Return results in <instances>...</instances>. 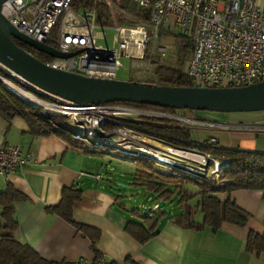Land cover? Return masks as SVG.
Listing matches in <instances>:
<instances>
[{"label": "built area", "instance_id": "obj_1", "mask_svg": "<svg viewBox=\"0 0 264 264\" xmlns=\"http://www.w3.org/2000/svg\"><path fill=\"white\" fill-rule=\"evenodd\" d=\"M148 10L149 19L134 25L99 26L94 11L71 9L72 0H5L1 14L18 31L36 41L45 42L59 23L57 49L64 53L80 52L69 58H53L47 64L66 71L88 76L115 78L121 66L120 57L143 58L154 48L152 39L172 31L192 40L186 73L201 87H240L264 80V2L257 0H132ZM100 27L113 31L110 44L98 43L94 30ZM46 43V42H45ZM163 47H160L162 49ZM159 49V48H158ZM165 50V48H163ZM0 81L28 94L43 103V109L59 113L70 121L86 142L99 145L103 140L144 146L155 155H139L115 144L118 154L139 155L170 165L164 156L178 161L187 170L203 174L193 165L212 166L217 175L220 158L197 149L166 146L159 149L149 140L161 137L145 125H178L191 128H215L220 124L188 119L176 112L145 109L119 102L79 104L33 86L0 61ZM12 92V91H11ZM22 99L25 96L20 94ZM37 107L36 104L33 105ZM143 125V126H142ZM88 130L95 135L90 137ZM210 142H214L211 139ZM193 155L194 157H190ZM30 163L29 154L18 145L0 144V175L14 173ZM100 177V176H98ZM71 264H108L103 257L87 261L79 259Z\"/></svg>", "mask_w": 264, "mask_h": 264}, {"label": "crops", "instance_id": "obj_2", "mask_svg": "<svg viewBox=\"0 0 264 264\" xmlns=\"http://www.w3.org/2000/svg\"><path fill=\"white\" fill-rule=\"evenodd\" d=\"M257 1L259 4L264 2ZM203 115L221 126L191 128L177 125L189 133L184 141L207 143L215 139L216 146L221 148L264 153V111ZM170 141L167 137L149 140L159 149H165ZM0 144L18 145L23 153L29 154L28 165L9 175H0V191L11 185L24 196L13 202L18 222L14 235L48 261L64 264L79 259L91 261L97 253L108 264H264L261 257L245 248L250 230L264 231L262 190L239 188L229 193H217L220 200L234 199L250 213L251 218L244 226L223 223L217 230L210 227L195 229L178 225L169 215H163L157 222V234L139 242L125 230L129 220L140 221L139 217L115 192V180H105L97 172L100 167L85 155V150L59 133H33L21 115L9 119L0 115ZM131 175L133 184L132 171ZM72 186L82 190L80 199L72 206L74 223L47 211L48 206L60 201L63 189ZM196 220H202L200 212L196 214ZM76 224L98 229L97 238L91 239Z\"/></svg>", "mask_w": 264, "mask_h": 264}, {"label": "trees", "instance_id": "obj_3", "mask_svg": "<svg viewBox=\"0 0 264 264\" xmlns=\"http://www.w3.org/2000/svg\"><path fill=\"white\" fill-rule=\"evenodd\" d=\"M115 6H110L106 0H72L71 8L75 11H94L95 22L99 26L134 25L145 22L149 19L148 10L138 6L132 0H113ZM123 12H128L136 17V20L126 23ZM165 34H173L176 37L175 65H164L159 63L158 58L152 61L154 83L166 86H195L192 78L186 73L187 65L185 61L190 57L192 40L189 36L168 31ZM162 33V34H163ZM57 33L54 29L51 36L45 41L48 45L57 48ZM17 44L41 61L48 63L53 57L36 51L21 42ZM132 80V79H131ZM119 103L133 105L145 109L176 112L182 109H172L158 107L141 103L120 101ZM201 120H207L204 113H215L209 111H191ZM0 115L6 119L14 115H21L28 121L31 130L35 134L46 135L49 133H59L78 148L88 152L90 147L96 146L93 142H86L82 137L72 132L74 125L64 120L65 116L44 110L42 107H34L27 103L20 96L9 91L0 81ZM63 121V122H62ZM143 126V125H142ZM147 129L160 134L161 137L171 139V143L176 148L197 146L202 153H208L214 158H220V168L217 175L206 173L193 174L179 170L178 167L160 164L152 158L139 155H127L132 157L133 184L144 188L147 192L154 194L156 201L148 213H143L138 207L131 209L138 220H129L125 224V230L139 242H145L157 234V222L160 216L166 215L164 207L168 203L175 202L172 207L174 213L170 218L181 226L201 229L210 227L213 230L219 229L223 223L244 226L250 220L249 212L240 207L234 199L227 198L220 200L218 192H231L235 189H259L264 195V153L241 149H226L209 144L203 146L199 143L187 142L188 131L177 126L167 125H145ZM75 127V126H74ZM77 129V128H76ZM121 155V154H120ZM123 156V155H122ZM125 156V157H127ZM183 170V169H182ZM216 176V177H215ZM82 190L76 186L64 188L60 201L55 205L47 207V211L55 213L65 220L74 223L72 219V206L81 197ZM24 196L7 185L6 189L0 191V264H64L62 262H52L42 258L31 246L20 241L14 235L17 227L13 202L22 200ZM163 202L162 210L159 202ZM202 214V220H196V214ZM76 226L91 239L97 238L99 230L84 224ZM245 248L264 260V231L248 232ZM101 257L96 253L97 259Z\"/></svg>", "mask_w": 264, "mask_h": 264}, {"label": "water", "instance_id": "obj_4", "mask_svg": "<svg viewBox=\"0 0 264 264\" xmlns=\"http://www.w3.org/2000/svg\"><path fill=\"white\" fill-rule=\"evenodd\" d=\"M4 1L0 0V6ZM16 41L53 58H69L80 50L64 53L45 42L36 41L18 31L0 11V61L44 92L79 104L124 101L191 111H264V80L240 87H174L88 76L52 67L19 46ZM162 206L161 201L159 207ZM150 210L149 207L144 212Z\"/></svg>", "mask_w": 264, "mask_h": 264}, {"label": "rangeland", "instance_id": "obj_5", "mask_svg": "<svg viewBox=\"0 0 264 264\" xmlns=\"http://www.w3.org/2000/svg\"><path fill=\"white\" fill-rule=\"evenodd\" d=\"M106 1L110 6L114 7L115 10H118L113 0H106ZM118 11L121 12L120 10ZM123 14L125 16L124 20L126 21V23L136 20V17H134V15H132L131 13L123 12ZM58 30H59V23L54 28L55 33H57V39H58ZM94 34L98 38L97 41L99 44L107 45L113 41V31L111 30H105L100 27H97L94 30ZM176 41H177L176 37L173 34L163 33V35H161L157 39H152V45H154V48L148 51L143 58L127 59L125 57H120L121 66L117 70L116 78L134 79V80H141V82L154 83L153 81H155V75L153 74V68H154V66L152 65L153 59L158 58L159 63H162L164 65H171V66L175 65L177 60ZM160 47L165 48V50L163 48L160 49ZM184 65L185 66L187 65V61H185ZM192 81L193 83H196L195 80L192 79ZM178 112L185 115L184 117L188 119L198 118V116H196L193 112H189L186 109H182V111H178ZM234 113L244 114L251 112H234ZM64 120H67V122L70 123L68 118H64ZM72 132L80 136L79 131L74 126L72 128ZM88 150L89 151L85 153V155L87 154V156L92 158V160L97 164V166L100 167L99 171L97 172H99V174H101L105 180H108L109 178L115 180L116 185H114L113 188L116 193L120 194L121 196L120 199L128 208H133L137 206V204H141L142 207H140L139 209L143 213H145L144 209L149 208L150 206L154 207V202L156 201L155 195L147 192L142 187L135 186L132 184L131 171L133 174V168H134V164L131 162L132 157L122 156L117 153L116 149H113L111 147H105L102 145H96L90 147ZM141 154H147V153L141 152ZM189 156L194 157L193 155H189ZM189 165L195 168L197 167L202 168L204 170V173H206L207 178L212 177L211 176L212 166H210L208 170H206L205 165H201V164L199 165L189 164ZM148 196H152V197L148 199ZM174 206H175V202H172V203H168L164 207V210L167 211L166 215H172L174 213V211H172V207ZM161 208L162 207H160L156 212L159 213L162 210Z\"/></svg>", "mask_w": 264, "mask_h": 264}, {"label": "bare ground", "instance_id": "obj_6", "mask_svg": "<svg viewBox=\"0 0 264 264\" xmlns=\"http://www.w3.org/2000/svg\"><path fill=\"white\" fill-rule=\"evenodd\" d=\"M115 79H116V78H115ZM10 89H11V91H12L13 93H15V94L18 95V96H20V94L24 95V96H25V99H24V100H25L27 103L31 104V105H35V104H36L37 107H42V106H44L43 103H41V102H39V101L33 99V98H32L31 96H29L28 94H24L22 91H19L18 89H15V88H12V87H11ZM40 105H42V106H40ZM84 131H86V133H87L90 137L95 138V135H94L92 132H90V131H88V130H84ZM103 141H104V142H103L104 145H105V144H108V146L113 147L115 144H118V146H119L121 149H123V150L125 149V150H127V151H134V152L138 153L139 155H151V154L155 155L152 151L148 150V149H147L146 147H144V146H134V145H131V144H126V143H115L112 139H106V140H103ZM94 144L97 145L96 143H94ZM141 148H143V149H141ZM141 152H146L147 154H141ZM157 157L164 159V160H161V161H164V162H166V163H170V165L173 166V167H178V168H180V169L187 170V168H184V167H185L184 165H179L180 163H179L178 161L174 160V159L167 158V157H164V156H157ZM183 166H184V167H183Z\"/></svg>", "mask_w": 264, "mask_h": 264}, {"label": "flooded vegetation", "instance_id": "obj_7", "mask_svg": "<svg viewBox=\"0 0 264 264\" xmlns=\"http://www.w3.org/2000/svg\"><path fill=\"white\" fill-rule=\"evenodd\" d=\"M19 42V41H18ZM219 124V123H218ZM218 127H220V126H218ZM168 140V139H167ZM211 140H208V142L207 143H199V144H201V145H203V146H205V145H207V144H209V145H211V146H216V142H215V139H214V142H210ZM194 143V142H193ZM205 144V145H204ZM168 146H173V147H175L174 145H172L171 143H168L167 144ZM193 148H195V149H197V151L198 152H200V153H202V151L201 150H199L198 149V147L197 146H192L191 148H189V150H193Z\"/></svg>", "mask_w": 264, "mask_h": 264}]
</instances>
